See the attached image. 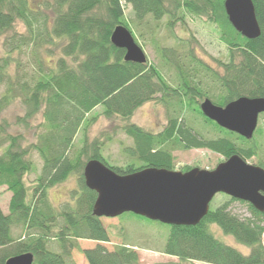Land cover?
Here are the masks:
<instances>
[{"label": "trees", "instance_id": "obj_1", "mask_svg": "<svg viewBox=\"0 0 264 264\" xmlns=\"http://www.w3.org/2000/svg\"><path fill=\"white\" fill-rule=\"evenodd\" d=\"M253 2L261 27L255 39L233 27L225 0H43L36 8L29 0H0V33L12 31L5 41L6 54L0 57V81L7 84L0 97V112L21 98L27 106V118L42 116V129L27 147L21 143L22 135L10 134L8 124L0 123V187L6 185L12 192L8 213L0 204V264L28 252L34 254V264H78L71 260V254L80 248L79 239L97 241L96 246L82 249L88 264H140L139 254L128 245L113 250L105 246L110 236L101 218L93 214L97 193L87 187L84 177L89 160L99 159L119 174H131L145 167L174 170L173 151L178 148H206L225 160L234 154L246 160L258 155L255 139L261 133L259 124L253 139L247 140L222 128L201 110L203 98L225 106L242 96L264 97V0ZM123 3L132 6L138 23L147 17L155 21L169 17L167 25L174 28L185 23L187 15L206 18L220 30L230 51L229 61L222 63L220 72L192 50L183 54L169 46H158L161 67L148 60L126 61L125 49L112 43L114 29L126 26L140 43ZM18 20L26 25V33L15 29ZM15 50L30 52L34 60L31 71L14 75L6 71L12 62L18 69L22 67L12 55ZM44 52L56 57L51 59L53 64L44 59ZM162 67L176 71L175 85L165 77ZM158 96L169 112L161 131L154 133L136 123L123 127L134 141L125 149L132 161L111 165L102 153L100 138L90 142L86 137L83 146L75 145L80 130L96 119L90 115L98 106L103 107L106 118L130 120L139 107ZM187 113L204 120L217 135L207 137L204 130L195 129ZM32 151L39 153L43 165L30 189L25 177L33 167L29 158ZM258 165L264 167V160ZM71 176L78 179L79 195L74 203L58 210L52 206L48 191ZM247 205L251 212L248 218L233 214L226 203L210 208L197 225H171L163 253L209 264H264V212ZM212 224L247 245L249 253L218 239ZM15 226H21L25 233L15 236Z\"/></svg>", "mask_w": 264, "mask_h": 264}, {"label": "rangeland", "instance_id": "obj_2", "mask_svg": "<svg viewBox=\"0 0 264 264\" xmlns=\"http://www.w3.org/2000/svg\"><path fill=\"white\" fill-rule=\"evenodd\" d=\"M29 1L31 6L36 8L43 0ZM123 6L127 21L133 27L138 42L146 52L149 62L161 67L162 58L158 46L176 48L183 54L192 50L196 56L220 72L223 70L222 63L229 61L230 51L227 44L221 40L220 30L206 18L187 15L185 23L180 22L174 28H170L167 25L169 17H164L160 21L147 17L143 22L138 23V21L135 22L132 6L124 3ZM15 29L21 33H26L27 31L26 25L20 20L16 23ZM11 33L12 31L0 33V57L6 54L4 49L5 41ZM52 48L55 53L58 52L55 46ZM12 55L22 64V67L18 69L16 63L12 62L6 69L9 74L14 75L18 71H22L21 74H23L25 71H31L34 66V60L30 52L26 51V53H23L15 50ZM44 59L48 64H53L54 61H51V59H56V57L50 52H44ZM161 69L168 81L175 85L176 71L173 68L162 67ZM6 89V82L0 81V97L5 93ZM159 98L158 96L155 100L139 107L130 120L117 116L106 118L102 114L103 107L98 106L90 115V117H96V119L85 130H80L76 136L75 145L78 147L83 146L86 137L90 142L100 138L103 141L102 153L111 165L120 166L129 160L132 161L125 149L133 146L134 141L123 127L129 123H136L154 133L161 131L168 123L169 112ZM26 113L27 106L21 98H16L7 108L0 112V123L6 122L8 124L7 130L10 134L22 135L21 143L24 147L35 142L42 129L39 126L40 122H42L41 113L34 118H27ZM187 114L188 119L192 121V125H195V129L204 130L205 136L215 137L217 135V132L210 126H205L204 120H200L199 117L196 118L191 113ZM259 126L261 127V133L256 134L257 138L255 139L259 147V153L247 160L250 164L255 165L264 160V113L259 118ZM1 153L2 151H0ZM173 155L174 170L181 171H187L185 170L186 167H188V170L194 167L212 170L219 163L225 161L223 155L206 148H178L173 151ZM29 158L33 167L31 172L26 175L25 182L31 189L41 173L43 161L37 151H32ZM79 192L80 184L78 179L76 176H71L67 181L50 188L48 195L52 206L60 210L65 204L74 203ZM11 197L12 192L8 187L6 185L1 186L0 203L5 213L9 212ZM230 199V196L219 193L212 200L210 208L214 210L228 203V209L240 218L251 216L247 203ZM101 221L110 236V241L105 243V246L113 250L118 245H128L139 254L140 264H209L195 260L182 261L175 256L163 253L164 246L171 233V225L150 220L132 212L124 213L118 217H101ZM210 228L221 241L245 254L249 253L250 248L247 245L240 243L232 235L224 233L218 225L212 224ZM13 233L15 236H22L25 231L21 226H15L13 227ZM77 242L80 248L72 251L71 260L78 264H88L82 249L96 246L97 241L79 239Z\"/></svg>", "mask_w": 264, "mask_h": 264}, {"label": "water", "instance_id": "obj_3", "mask_svg": "<svg viewBox=\"0 0 264 264\" xmlns=\"http://www.w3.org/2000/svg\"><path fill=\"white\" fill-rule=\"evenodd\" d=\"M225 9L231 24L243 36H260L253 0H225ZM111 40L125 49L126 61L147 62L146 52L126 26H117ZM201 110L222 128L251 140L264 113V97L242 96L225 106L206 98ZM84 177L87 187L97 193L93 214L100 218L132 212L172 226H194L209 213L219 193L264 212V167L250 164L239 154L212 170L145 167L131 174H119L103 161L92 159L86 163ZM34 259V254L28 252L8 258L5 264H34Z\"/></svg>", "mask_w": 264, "mask_h": 264}, {"label": "crops", "instance_id": "obj_4", "mask_svg": "<svg viewBox=\"0 0 264 264\" xmlns=\"http://www.w3.org/2000/svg\"><path fill=\"white\" fill-rule=\"evenodd\" d=\"M1 204V203H0Z\"/></svg>", "mask_w": 264, "mask_h": 264}]
</instances>
